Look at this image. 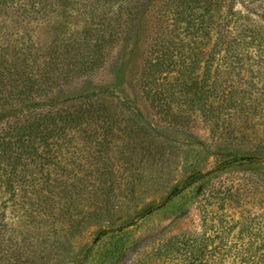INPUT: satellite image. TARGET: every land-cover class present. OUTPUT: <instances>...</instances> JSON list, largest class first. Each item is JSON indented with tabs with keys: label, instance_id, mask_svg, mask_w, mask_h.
Segmentation results:
<instances>
[{
	"label": "rangeland",
	"instance_id": "rangeland-1",
	"mask_svg": "<svg viewBox=\"0 0 264 264\" xmlns=\"http://www.w3.org/2000/svg\"><path fill=\"white\" fill-rule=\"evenodd\" d=\"M168 1L0 0V264H174L208 194L264 212V0L222 49L228 0L204 38Z\"/></svg>",
	"mask_w": 264,
	"mask_h": 264
},
{
	"label": "trees",
	"instance_id": "trees-1",
	"mask_svg": "<svg viewBox=\"0 0 264 264\" xmlns=\"http://www.w3.org/2000/svg\"><path fill=\"white\" fill-rule=\"evenodd\" d=\"M175 1V2H173ZM213 1L220 3L225 0H171L168 1L167 16H165L168 27H173L175 21V9L179 5L180 10H177L176 17L178 21H182L187 30H190L193 35H198L202 38L208 37V34L212 27H214V18L212 14ZM239 3V0H228V8L224 15V19L219 23V29L221 34L218 37V45L222 49L226 45H229V31L232 23L235 22L237 11L235 10V4ZM195 7L200 10L195 11ZM160 42V41H159ZM164 42V41H163ZM165 41L163 46L166 48ZM160 53L157 54L158 60ZM156 60L155 62H158ZM12 129L13 135L10 136V140H27L33 135L35 126L28 128ZM19 133V134H18ZM22 135H21V134ZM19 136H16V135ZM247 156H238L233 161L247 160ZM222 166L221 168H223ZM220 168V169H221ZM217 169V168H216ZM216 169L212 171H216ZM219 169V170H220ZM212 172L194 173L190 177L189 183H200L206 179ZM200 187V184L197 185ZM198 194L203 190H196ZM203 195V194H202ZM212 197L218 198L216 205V211L221 217L225 218L226 209L225 203L227 200L232 199L234 194L232 191L226 193L208 194L205 196V206L209 205ZM214 209V208H213ZM215 210H201L199 213V225L195 229H191L184 235L182 240L178 238L176 240V246L173 249H169L174 252L173 261L174 264H264V212L254 213L251 217H244L240 221H236L233 226L228 227L227 223L223 224L220 216L214 217ZM220 211V212H219ZM210 221H216V223H210ZM255 225V226H253ZM223 227L226 234L229 236L231 229L237 228L239 234V242L228 241L222 234ZM179 241V243H177Z\"/></svg>",
	"mask_w": 264,
	"mask_h": 264
}]
</instances>
